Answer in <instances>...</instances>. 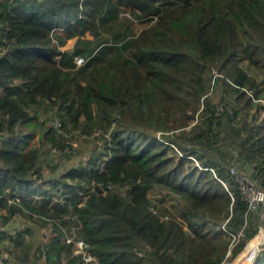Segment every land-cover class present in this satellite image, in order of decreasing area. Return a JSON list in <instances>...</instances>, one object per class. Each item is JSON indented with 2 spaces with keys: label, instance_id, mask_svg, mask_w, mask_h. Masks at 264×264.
I'll use <instances>...</instances> for the list:
<instances>
[{
  "label": "trees",
  "instance_id": "16d2710c",
  "mask_svg": "<svg viewBox=\"0 0 264 264\" xmlns=\"http://www.w3.org/2000/svg\"><path fill=\"white\" fill-rule=\"evenodd\" d=\"M59 29L78 32L70 50L55 40ZM75 55L85 58L79 67ZM241 57L264 76V0H0V239L19 212L52 225L36 259L29 258L34 238L23 240L30 226L10 236L22 262L223 264L222 219L231 210L228 226L238 230L247 204L228 169L193 144L228 123L210 103L211 82H221L244 113L263 107L264 92ZM49 107L60 131L38 114ZM256 119L250 175L264 188V118ZM67 127L99 129L102 146L81 167L50 178L38 148L48 141L67 153ZM98 182L112 188L103 192ZM150 189L175 199L177 213L157 208ZM67 236L82 238L93 259ZM252 264H264V248Z\"/></svg>",
  "mask_w": 264,
  "mask_h": 264
},
{
  "label": "rangeland",
  "instance_id": "374dc122",
  "mask_svg": "<svg viewBox=\"0 0 264 264\" xmlns=\"http://www.w3.org/2000/svg\"><path fill=\"white\" fill-rule=\"evenodd\" d=\"M134 25L136 28L139 27L137 26L138 24L134 23ZM70 47V43L67 47L66 44L64 46H61L63 50H70ZM239 64L244 69H247L257 79V81H259L262 92H264L263 74L256 67L248 65L247 60L243 57L240 58ZM213 73L217 74L215 69L213 70ZM208 97L210 99V103L212 104L215 110V114H222V112L224 111L226 112L225 115L223 113V120L228 121V123L220 126H213L216 132V136L210 137L209 140L205 141L203 144L199 142L193 144L196 152L199 154H203L202 152L206 150V152H208L209 154H213L216 157L217 161L220 163V165L224 168H228L229 166H235L238 170L243 171L251 177L250 174L253 173L254 163L257 164L258 161L255 160V151H253L252 147L250 146V142L252 141L251 137L256 138L257 135H252L250 125L255 124L253 122L254 116L257 118L255 121L256 123L263 122L264 99L261 100V104L263 105V107L254 106L249 109L248 113H244L243 110L237 108V104L234 102L233 97L229 93L224 91L223 86L219 81L211 82ZM234 110L237 111L234 112ZM38 114L41 117V120H43L47 125L51 122H58L59 120L58 112L52 107H49L48 111H43V109H39ZM196 119L197 113L195 114L194 121H196ZM188 127L189 125L185 128L188 129ZM51 129L53 130V127ZM81 129V127L77 129L71 127H69L68 129L67 127L62 130V133H64V135L67 137V142H70L72 144L71 148H68V152L65 154L60 153L58 147L50 145L48 141L45 143V146H41L42 148H38L39 160L40 162H42L41 165L43 166L45 175L52 178L62 174L69 168H79L82 166L86 158H88L92 154L94 155L100 149L103 140L101 137L102 132L99 129H96L94 133L88 134L86 132L81 131ZM40 141L41 140L39 139V133H36L31 139V143L36 144L37 146L40 145ZM175 152L176 158L181 156L179 148H176ZM194 155L196 156V154ZM194 155L192 156V164H197L198 160L195 159ZM262 157H264V152ZM84 184L86 185V183ZM124 190V188L121 189L122 192H124ZM161 195L162 194H159L156 189H150L148 191V196L152 200L153 204H156L157 208L161 209L165 207L170 212L177 213L176 200L170 197L160 199L161 197H163V195ZM230 214L232 215V212L229 210L228 214L224 217V219H222L223 221L221 220V224L225 221L228 215L230 216ZM13 222L17 223V226L21 228L22 223L20 222V220L16 219ZM28 224L31 227V231L23 235V240L25 241L27 238H29V234L32 236V238H34L35 244L31 247L32 251L29 254V258L34 255V258L36 259L38 255L37 252L35 253V250L37 248L35 246L41 245L42 242L47 240L52 229V225L51 223L41 225L40 221L38 220L27 221V225ZM240 225L244 227V234L250 233L252 229H255V232L250 238H245V244L237 253H235L236 249H234L232 251V254H230L227 258H224L222 261L223 264H252L254 257L249 260L251 255L254 253V251L257 253L258 251H260V249L264 248L263 205L258 207V209L249 212L246 216L242 217V223ZM241 226H239V228ZM7 230L13 231V228H8ZM244 234L242 236H244ZM3 237V240L0 242V256L5 258L6 260H9L10 256H14V250L13 247H11L10 245L8 235ZM241 239L244 240L243 238ZM23 240H21V244H23ZM77 251L78 250H76V252ZM12 261L15 262V259L12 258ZM16 264L34 263L31 261L30 263L22 262L20 259H18L17 262L16 259ZM37 264L48 263L44 260V258H42L39 259V262ZM59 264H63V262Z\"/></svg>",
  "mask_w": 264,
  "mask_h": 264
},
{
  "label": "built area",
  "instance_id": "2783aa9c",
  "mask_svg": "<svg viewBox=\"0 0 264 264\" xmlns=\"http://www.w3.org/2000/svg\"><path fill=\"white\" fill-rule=\"evenodd\" d=\"M74 61H75L76 66H80L85 62V58L81 55H76L74 57ZM54 124H55L56 129L60 131L61 128H60L59 122L56 121L54 122ZM197 165H199V163H197ZM209 169L212 171V174L217 179H219L225 187L228 186L227 182H225L224 180L219 178V176H217L214 169L212 168H209ZM227 169H228L229 174L233 176V180L238 184L242 198L247 204L245 216L249 212H252L253 210L258 209V207L262 205L264 206V188L259 186L254 179H252L249 175H247L243 171L238 170L235 166H229ZM97 186L103 192L112 188V184H105L104 182H98ZM230 218H231V214L230 216L228 215V217H226L225 221L219 227L220 229L224 231L225 237L229 239L228 248H227L224 258H227L230 254H232V251L236 248L238 242L241 240V238L243 237L242 235L244 234L243 226H241L238 230H235V231L230 229V227L228 226V222ZM0 223H1V219H0ZM0 227H1V224H0ZM66 241L67 242L72 241L75 246V249L78 250L77 252H81L83 258L86 261L93 259V257L86 251L87 245L82 238L73 239L72 236H67ZM0 264H8L5 262L2 256H0Z\"/></svg>",
  "mask_w": 264,
  "mask_h": 264
},
{
  "label": "crops",
  "instance_id": "0c3cea01",
  "mask_svg": "<svg viewBox=\"0 0 264 264\" xmlns=\"http://www.w3.org/2000/svg\"><path fill=\"white\" fill-rule=\"evenodd\" d=\"M90 28H91L90 26L84 25V34H83V36H85V37H90L91 36V34H90L91 33V29ZM56 32H57V35L58 36H56L55 40L57 42H60L61 43L60 46H64L66 44V47L69 45V43L71 44V47H72V45H73V43L75 41V38H76V36L78 34V32H76L75 35H73V36L67 35L66 33L62 32V30H60V29L57 30ZM5 210H7V209H5ZM2 211H4V210H2ZM16 219L17 220H20V222L22 223L21 228H19L17 226V223H14L13 222ZM30 220L31 219H29V218L23 217L19 212H15L12 216H10V218L7 221L4 222L3 227H2L3 228V233H4L3 235L4 236L8 235V238H9L11 247H13V245L11 243L12 240H11L10 236H12V237L15 236L18 231H21V232L24 231V228L27 227V226H29V224H30L29 223L27 225V221H30ZM8 228H13V231L7 230ZM26 233L27 232H23V235H25ZM3 238L4 237H2L0 240L2 241ZM20 245L23 247L24 244H21L20 243ZM13 250H14V253H13L14 256L13 257L10 256V258L11 259L12 258L15 259V262L10 259L12 261L10 263L11 264H16V259H17V262H18V259H19L16 255L20 254V252H19V249L18 248H15V247H13Z\"/></svg>",
  "mask_w": 264,
  "mask_h": 264
},
{
  "label": "water",
  "instance_id": "95a60500",
  "mask_svg": "<svg viewBox=\"0 0 264 264\" xmlns=\"http://www.w3.org/2000/svg\"><path fill=\"white\" fill-rule=\"evenodd\" d=\"M255 253H256V252L254 251V253L251 255V257H250L249 260H251V258L254 257Z\"/></svg>",
  "mask_w": 264,
  "mask_h": 264
}]
</instances>
